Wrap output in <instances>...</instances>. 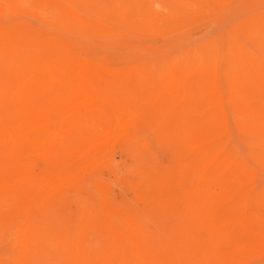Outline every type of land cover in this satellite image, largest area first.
<instances>
[{
  "label": "rangeland",
  "instance_id": "1",
  "mask_svg": "<svg viewBox=\"0 0 264 264\" xmlns=\"http://www.w3.org/2000/svg\"><path fill=\"white\" fill-rule=\"evenodd\" d=\"M72 1L84 20V15L94 18L86 10L90 4L106 0ZM145 1L163 9L164 0ZM189 4L179 11L185 24L177 33L153 36L114 24L124 33L108 44L107 38L89 35L74 22L56 29L42 15L20 6L0 12V28L57 39L71 63L96 55L93 69L108 66L130 71L89 74L83 88L73 85L77 76L66 74L46 76L40 81L46 80L43 89L39 83L34 87V97L43 104L33 108L32 156L23 160L29 164L31 183L20 180V171L13 174L0 166V185L10 183L9 189L0 187V212L8 215L0 218L4 237L0 236V257L22 253L12 246L13 234H21L22 229L26 230L24 264H52L44 234L63 239L64 247L85 243L100 253L134 245L163 251L173 247L174 237L189 221L194 204L187 193L199 176L189 170L190 155L197 150L189 146L186 109L190 97L175 87L167 92L155 90L158 81L144 68L148 61L219 37L227 43L236 41L233 45L264 59V0H189ZM250 28L262 30L256 35L260 42L246 34ZM80 97L87 102L77 101ZM228 123L235 143L245 149L234 124ZM27 186L30 190L25 192ZM241 263L264 264V255L252 259L242 254Z\"/></svg>",
  "mask_w": 264,
  "mask_h": 264
},
{
  "label": "bare ground",
  "instance_id": "2",
  "mask_svg": "<svg viewBox=\"0 0 264 264\" xmlns=\"http://www.w3.org/2000/svg\"><path fill=\"white\" fill-rule=\"evenodd\" d=\"M16 6L42 15V20L56 29L77 23L87 34L107 38L108 44L112 37L124 33L114 24L153 36L165 31L177 33L185 24L179 11L191 4L189 0H164L163 9L159 10L143 0H106L90 4L86 10L94 18L83 14L84 21L73 8L72 0H0V12ZM192 13L193 9L188 15ZM260 31L250 28L246 34L260 42L256 37ZM235 42L214 38L191 50L148 61L144 68L145 74L157 79L155 90L167 92L175 87L180 94L189 93L190 97L186 109L192 138L189 146H196L197 150L190 155L189 170L199 176L187 193L194 204L189 221L174 237L173 247L163 251L134 245L128 249H104L100 253L85 243L64 247L63 239L44 234L52 264H242V254L252 259L264 255V213L260 211H264V59L233 45ZM97 58L82 56L79 62L71 63L64 58L57 39L0 28L1 168L7 167L5 170L13 174L20 171V180L27 185L32 181L29 164L23 160L32 156L33 108L43 104L38 96L34 97V87L39 83L38 88L43 89L46 80L40 81L46 76L74 75L78 78L73 85L83 88L84 78L89 74L130 72L108 66L93 69ZM77 101L84 103L87 99L80 97ZM210 106L217 108L208 111ZM181 113L183 118L184 112ZM228 120L234 124L246 152L226 128ZM0 187L9 189L10 183L3 182ZM251 210L258 214L249 215ZM4 217V212H0V218ZM6 226L9 225L2 226L3 230ZM23 230L19 235L17 231L13 234L12 245L13 250L20 248L22 253L0 257V264L25 263L26 230Z\"/></svg>",
  "mask_w": 264,
  "mask_h": 264
}]
</instances>
